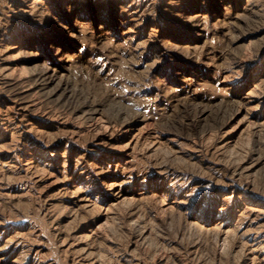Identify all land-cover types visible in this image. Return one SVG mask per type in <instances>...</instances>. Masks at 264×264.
Wrapping results in <instances>:
<instances>
[{"label":"rangeland","instance_id":"374dc122","mask_svg":"<svg viewBox=\"0 0 264 264\" xmlns=\"http://www.w3.org/2000/svg\"><path fill=\"white\" fill-rule=\"evenodd\" d=\"M0 264H264V0H0Z\"/></svg>","mask_w":264,"mask_h":264}]
</instances>
